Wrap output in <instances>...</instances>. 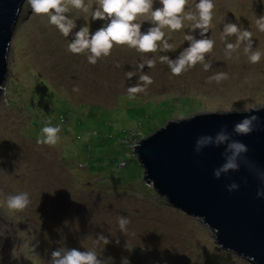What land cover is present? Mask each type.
I'll use <instances>...</instances> for the list:
<instances>
[{
    "label": "rangeland",
    "instance_id": "1",
    "mask_svg": "<svg viewBox=\"0 0 264 264\" xmlns=\"http://www.w3.org/2000/svg\"><path fill=\"white\" fill-rule=\"evenodd\" d=\"M195 2L188 0L180 14L185 28L191 26L186 16ZM213 3L205 34L215 42L205 55L211 68L204 71L197 63L179 76L168 68L156 72L145 66L141 72L138 61L157 57H142L126 45H114L109 56L89 64L86 53L67 50L71 34L64 37L47 15L25 5L6 55L7 94L0 93V192L26 191L31 203L19 212L0 205V264H47L56 248L84 251L98 234L110 243L97 252L112 257L113 264L123 259L129 264H249L219 248L200 218L183 214L157 194L145 182L133 150L168 122L232 106L240 112L264 106V33L255 25L264 15V0ZM158 7L154 0L153 10ZM91 12L67 13L76 24L73 33L86 23L90 33L102 26L104 21L92 20ZM227 22L253 33L252 47L262 53L259 63L248 60L243 45L231 58L225 55L220 33ZM150 26L143 22L141 31ZM162 30L169 32L166 26ZM194 36L200 38L199 30ZM128 72L134 74L130 80ZM218 72L228 79L210 82ZM142 74L153 83L129 99L127 87ZM63 109L74 114L65 110L68 116L61 119ZM75 115L85 124L79 133ZM47 121L61 128L55 146L37 143ZM117 216L130 219L127 233L119 229Z\"/></svg>",
    "mask_w": 264,
    "mask_h": 264
},
{
    "label": "clouds",
    "instance_id": "2",
    "mask_svg": "<svg viewBox=\"0 0 264 264\" xmlns=\"http://www.w3.org/2000/svg\"><path fill=\"white\" fill-rule=\"evenodd\" d=\"M187 3L188 0H159L161 7L153 10L154 0H23L22 12L26 5L34 14L47 15L48 23L55 26L64 37H69L71 34L72 38L67 44V50L72 54L86 53L88 63L94 65L102 56H109L114 45H126L141 53H151L157 50L159 41L162 42L165 51L171 50L172 46L164 39L165 32L162 29L166 26L171 31H178L184 27L180 14L184 12ZM214 7L213 0L195 2L194 9L188 11L186 19L191 22L192 32L199 30L200 38L197 39L192 34H185L188 47L184 48L175 59H170L166 55L159 57L161 63H167L172 75L179 76L197 63L203 64L204 71L211 68L210 64L205 63V55L213 50L215 42L205 34L208 33L211 26ZM71 9L81 10L84 13L92 9L91 19L104 21V23L92 33H90L87 23L73 33L76 24L67 15ZM15 11L19 15L21 8L19 7ZM145 21H148L151 26L142 32L141 26ZM255 25L259 32L264 33V15L256 18ZM220 36L225 45V55L229 58L243 45V51L247 54L248 60L253 64L260 62L262 53L256 48L253 49V33L251 31L243 29L236 23L227 22L224 23ZM232 36L236 37L235 43L228 42V38ZM155 63L154 58H146L138 63V68L143 72L145 66L153 68ZM133 75L132 72H128L127 78L130 80ZM227 79L228 74L224 72H218L209 77L210 82L215 81L218 84ZM138 80V83L127 87L129 99H135L137 94L146 93L148 86L153 83L152 77L147 74L140 75ZM0 91L6 95V86L0 85ZM73 91L78 92L79 88L74 87ZM240 111L241 109L232 106L216 113L226 115ZM245 111H251V109H245ZM258 123L257 116H248L235 123L232 131L240 136L249 135L256 130ZM60 131L59 125L52 126L51 121L45 122L37 143L55 146L60 140L58 135ZM138 146L136 144L133 150ZM208 146H224V151L221 153L224 162L214 168L212 172L216 179L229 171H238L243 163L256 173L257 179L264 185V171L257 169L245 158L244 154L248 151L247 145L233 139L232 135L227 132L226 126L222 127L214 136H199L195 141L194 151L199 154L202 149ZM238 188L239 185L235 182L227 185L229 192L238 190ZM256 196L257 198L264 197V188H258ZM0 197H2L0 205L17 212L26 209L31 203L30 194L26 191L7 195L0 192ZM116 220L121 232L127 233V226L131 223L130 219L126 216H117ZM109 243L110 240L105 235L98 234L93 238L92 246L84 251L60 246L51 252L47 264H113L112 257H103L102 250L97 252V248L101 244L104 247ZM250 259L254 260V257ZM122 264H129V262L127 259H123Z\"/></svg>",
    "mask_w": 264,
    "mask_h": 264
},
{
    "label": "water",
    "instance_id": "3",
    "mask_svg": "<svg viewBox=\"0 0 264 264\" xmlns=\"http://www.w3.org/2000/svg\"><path fill=\"white\" fill-rule=\"evenodd\" d=\"M23 5V0H0V85L5 84L6 55ZM19 7L17 15L15 10ZM252 115L259 118L256 130L249 135H236L232 131L234 124ZM225 126L233 139L247 145L245 158L264 171V106L226 115L194 114L168 122L140 139L134 152L145 182L169 205L185 215L200 218L222 250L249 264H264V197L256 196L257 189L264 185L243 163L238 171H229L216 179L212 172L224 162V146H208L199 154L194 151L199 136H214ZM233 182L239 188L229 192L227 185Z\"/></svg>",
    "mask_w": 264,
    "mask_h": 264
},
{
    "label": "trees",
    "instance_id": "4",
    "mask_svg": "<svg viewBox=\"0 0 264 264\" xmlns=\"http://www.w3.org/2000/svg\"><path fill=\"white\" fill-rule=\"evenodd\" d=\"M191 26L188 28V27H183L182 29H181V32H175V31H171V30H169V32H167V33H165V37H164V39H166L167 41H168V43L172 46V48H171V50H169V51H165L164 49H163V46H162V42H157V50L155 51V52H151V53H141V52H139V55L140 56H142V57H147V56H149V57H151V56H156L157 57V59H156V63H155V71L157 72L158 70H161V69H164V68H168L169 69V67H168V65H167V63H161L160 61H159V57L161 56V55H166V56H169V58L170 59H175L178 55H179V53L184 49V48H186V47H188V41H186L185 40V34H192V35H195V31L194 32H192L191 30ZM183 31V32H182ZM138 63H140V61H138L137 63H136V65L138 66ZM138 104H139V102L137 103H132L131 104V106L133 107V108H136L137 106H138ZM65 110L66 109H63L61 112H62V114L60 113V116H62L61 117V119H63V117H64V119H66L67 118V112H65ZM66 111H68V112H70V113H73L71 110H66ZM166 111H168L169 112V110L168 109H166ZM74 114V113H73ZM170 114H171V112H170ZM79 118H81L80 116H78V115H75L74 116V118H73V120H75L74 121V123H75V128L77 129V131H78V133L80 132L79 131V127L80 126H82L83 128H84V126H85V124L81 121V119H79ZM60 119V120H61ZM58 120H59V118H58ZM94 121L95 122H98L99 121V118L98 117H96L95 119H94ZM98 123H100V122H98Z\"/></svg>",
    "mask_w": 264,
    "mask_h": 264
}]
</instances>
